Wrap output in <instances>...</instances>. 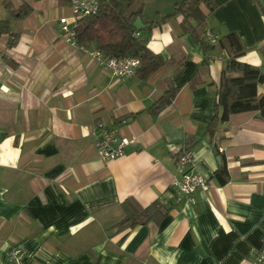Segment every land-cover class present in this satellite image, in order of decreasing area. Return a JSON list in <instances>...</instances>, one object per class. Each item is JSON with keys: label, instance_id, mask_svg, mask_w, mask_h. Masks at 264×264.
<instances>
[{"label": "crops", "instance_id": "obj_1", "mask_svg": "<svg viewBox=\"0 0 264 264\" xmlns=\"http://www.w3.org/2000/svg\"><path fill=\"white\" fill-rule=\"evenodd\" d=\"M176 1L143 0L148 46L181 61L144 80L117 77L66 42L60 18L72 26L73 17L57 0H11L31 10L0 33V264H253L264 245V116L222 122L219 106L208 130L224 59L204 62L181 17H166ZM211 1V11L201 8L206 32L237 33L239 60L264 72V0ZM168 83L178 90L153 114ZM98 120L131 140L122 156L100 160ZM182 149L207 181L193 202L174 184ZM223 162L221 184L214 172ZM128 197L159 201L166 213L116 230ZM15 248L21 255L11 258Z\"/></svg>", "mask_w": 264, "mask_h": 264}, {"label": "trees", "instance_id": "obj_2", "mask_svg": "<svg viewBox=\"0 0 264 264\" xmlns=\"http://www.w3.org/2000/svg\"><path fill=\"white\" fill-rule=\"evenodd\" d=\"M57 2L61 6L68 5V0ZM1 3L5 9V17L0 20V33L9 30L10 18L24 17L31 10L26 2L18 7H14L11 0H1ZM201 4L208 8V12L213 9L211 0H179L174 3L172 12L166 17L176 15L181 17L179 23L183 32L190 34L202 44L204 62H210L215 54L224 59L217 90V103L208 130L212 131V125L218 118L219 106L221 107L219 119L222 122H226L230 115L240 112L259 111L260 115L264 116V94L257 92V85L264 81V72L239 60L245 48L237 33L228 32L220 36L216 34L215 42L208 40L205 28L207 12L201 9ZM142 8L143 0H100L97 12L79 19L74 26L75 42L85 47L93 44L95 49L106 56L137 57L140 64L134 75L144 80L165 66L181 65V61L154 52L148 46V37L142 30L133 28L132 23L141 15ZM261 51L264 52V46L261 47ZM166 85V90L152 106L153 114L169 104L178 90L169 83ZM130 116L134 115H125L123 118ZM214 176L221 184L228 180L224 162L216 169ZM121 212L120 220L114 225L116 230L157 222L166 210L165 205L159 201L142 206L133 197H128L121 203Z\"/></svg>", "mask_w": 264, "mask_h": 264}, {"label": "built area", "instance_id": "obj_3", "mask_svg": "<svg viewBox=\"0 0 264 264\" xmlns=\"http://www.w3.org/2000/svg\"><path fill=\"white\" fill-rule=\"evenodd\" d=\"M100 0H68V6L73 17V25L70 26L66 18H60V32L62 38L72 45L79 46L74 39L73 28L77 21L87 15L95 14L99 8ZM217 35L207 32V38L210 42L216 41ZM80 48L93 58L99 66L107 69L120 78L133 76L140 62L137 57L126 56L122 58L103 55L95 48L81 46ZM1 134V129H0ZM131 143V140L120 136L115 124H108L104 121H98L94 130V148L98 157L103 162L116 159L124 154L125 147ZM192 152L188 149H182L176 156V168L179 178L174 180V184L180 193L188 200H195L194 192L198 187L206 184V178L192 169ZM11 258L21 255L17 248L10 253ZM253 264H264V245L254 252Z\"/></svg>", "mask_w": 264, "mask_h": 264}, {"label": "water", "instance_id": "obj_4", "mask_svg": "<svg viewBox=\"0 0 264 264\" xmlns=\"http://www.w3.org/2000/svg\"><path fill=\"white\" fill-rule=\"evenodd\" d=\"M132 26L134 29L140 31V30H143L146 26H148L147 24H144L141 20V17L140 16H137L135 18V20L133 21L132 23Z\"/></svg>", "mask_w": 264, "mask_h": 264}, {"label": "rangeland", "instance_id": "obj_5", "mask_svg": "<svg viewBox=\"0 0 264 264\" xmlns=\"http://www.w3.org/2000/svg\"><path fill=\"white\" fill-rule=\"evenodd\" d=\"M203 5L204 4H201V8H203ZM205 7V6H204ZM62 10H63V13H65V14H68L69 16H70V11H69V7H68V5H65V6H62ZM5 13V9H4V7L2 6V4L0 3V16L2 15V13ZM14 18H10V20L9 21H11V20H13Z\"/></svg>", "mask_w": 264, "mask_h": 264}]
</instances>
